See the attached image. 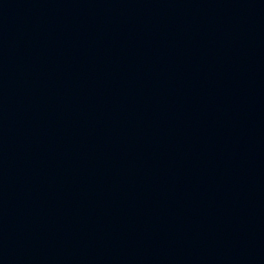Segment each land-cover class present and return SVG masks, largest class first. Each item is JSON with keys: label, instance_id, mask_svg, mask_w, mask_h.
I'll return each mask as SVG.
<instances>
[{"label": "water", "instance_id": "1", "mask_svg": "<svg viewBox=\"0 0 264 264\" xmlns=\"http://www.w3.org/2000/svg\"><path fill=\"white\" fill-rule=\"evenodd\" d=\"M0 264H264V0H0Z\"/></svg>", "mask_w": 264, "mask_h": 264}]
</instances>
